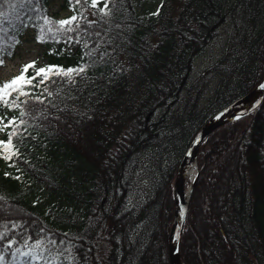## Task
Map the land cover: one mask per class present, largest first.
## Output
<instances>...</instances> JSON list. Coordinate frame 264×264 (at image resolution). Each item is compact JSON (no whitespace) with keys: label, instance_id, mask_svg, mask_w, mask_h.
<instances>
[{"label":"trees","instance_id":"16d2710c","mask_svg":"<svg viewBox=\"0 0 264 264\" xmlns=\"http://www.w3.org/2000/svg\"><path fill=\"white\" fill-rule=\"evenodd\" d=\"M50 1L39 0L45 11L25 6L0 17V49L13 52L4 59L28 28L36 41L43 28L47 38L37 42L46 61L37 66L84 69L43 84L36 77L27 96L8 97L16 107L0 102V117H17L21 153L14 163L0 157L3 264L26 250L35 264H168L172 188L187 145L207 118L264 78V0H115L103 21L82 3L75 12L84 18L71 31L51 33L40 17L74 9L63 0L70 13L58 18ZM221 27V49L195 73ZM197 163L183 261L264 264V102L214 129Z\"/></svg>","mask_w":264,"mask_h":264},{"label":"snow or ice","instance_id":"6c2138e0","mask_svg":"<svg viewBox=\"0 0 264 264\" xmlns=\"http://www.w3.org/2000/svg\"><path fill=\"white\" fill-rule=\"evenodd\" d=\"M115 2V0H70L69 6L73 7L74 14L62 18V19H53L46 14L40 17L44 21V25L47 26L48 32H58L60 30L64 31H71L72 25L74 22L77 21V18L83 19L82 12L76 13L75 7L78 5H81L82 3L85 5H88L93 10L98 11L102 15L100 16V19L103 21L105 18H110L113 15V8L112 4ZM25 6H31L34 10L38 11H45L44 8L41 7L39 0H0V17H7L8 15H11L12 12H14L17 9L24 8ZM160 11L159 8H157L156 13L158 14ZM89 23H94L92 21H89ZM53 25H58L59 27H53ZM99 35V34H97ZM47 37L44 35V29L41 28V34L36 36L37 41H44ZM19 41H15V44H18ZM14 47V46H13ZM13 54L12 51H5L3 49H0V65L4 63V55L11 56ZM31 69V73L29 70ZM84 69L81 68H64L59 65H42L37 66L36 60H30L26 64H23L21 66V71L19 74L13 76L9 80H5L3 82H0V102H3V104L7 107H16V104H12L9 102L8 97H10L13 93H17L20 95L27 96L29 89L26 86H35L36 84V77H40V84H43L45 80H49L50 76L55 73L57 76H64L68 79L72 78V74L80 71L82 72ZM261 87H264V84L261 85ZM51 94V93H49ZM35 100L42 101L44 98L43 96H35ZM26 103V101H25ZM17 120V117L12 116L11 118L4 120L3 117H0V132H5L6 138L0 139V157H3L6 160L12 161L14 163L13 157H20L21 153L16 147V145L13 143V138L18 134L17 133V125L15 121ZM5 175H9V173L5 172ZM19 178V177H17ZM15 226V225H14ZM0 236H2V233H0ZM13 241L11 239L8 240V244L11 245ZM40 243L39 241L37 242ZM36 255L33 254V259H36ZM0 264H3V256L0 254Z\"/></svg>","mask_w":264,"mask_h":264},{"label":"water","instance_id":"95a60500","mask_svg":"<svg viewBox=\"0 0 264 264\" xmlns=\"http://www.w3.org/2000/svg\"><path fill=\"white\" fill-rule=\"evenodd\" d=\"M264 78L250 91L219 109L203 123L185 149L174 178V214L167 237L168 264H185L180 254V240L185 224L189 197L199 172L197 155L209 134L224 124L240 119L255 111L264 102ZM196 162L197 173L185 196V181L189 167Z\"/></svg>","mask_w":264,"mask_h":264},{"label":"rangeland","instance_id":"374dc122","mask_svg":"<svg viewBox=\"0 0 264 264\" xmlns=\"http://www.w3.org/2000/svg\"><path fill=\"white\" fill-rule=\"evenodd\" d=\"M49 12L55 14L58 18H61V17L68 15L70 13V9L63 8V0H51L50 4H49ZM225 33H226V28L221 27V29H219V34H218L217 38L215 39V41H213V44L211 45V47H209L207 51L202 53L197 58V60L195 61V70H194L195 73L203 70L206 66L211 64V62L217 56V51H219V49H221L220 44L224 40L223 38H224ZM33 35H34V32H33L32 28H28L25 31V33L22 36L20 45L18 46V48L16 50V55L14 56V58L12 60H6L4 65L0 67V80L6 79L10 74L18 72L20 70L22 63H24L25 61L36 59L39 64L45 63L46 59L44 57V48L34 39ZM263 61H264V58H263ZM207 120H208V118L205 121H207ZM228 153H230V154H228ZM228 153L227 154L230 157L231 156L230 149H229ZM235 158L237 160L238 155H235L232 157V159H235ZM225 159H226V156H225ZM229 160H230V158H229ZM211 175H215L214 178H212V180H214L216 177V169L215 168H212V174ZM141 182L145 185L146 179L143 178L141 180ZM210 182H214V181H210V179H207V183H205V186L209 185V187H210V184H211ZM218 189H220V188L218 187ZM216 194H217V197H219V195H221V192H218ZM172 195L174 198L175 197L174 189L172 191ZM202 210H203V213L206 215V218H207L206 219L204 217V219L208 220L210 227H212V224H211L212 215L209 212L210 211L209 208L207 206H204V207H202ZM163 213L164 212L161 211V214H163ZM211 232H212V229L210 228L208 231L210 236H212ZM194 237L195 236L193 234L192 238L194 239ZM209 249H210V245L205 247L206 251H209ZM37 260H38V258L33 259V254L29 250H26L20 254L18 260L14 264H34Z\"/></svg>","mask_w":264,"mask_h":264},{"label":"bare ground","instance_id":"6f19581e","mask_svg":"<svg viewBox=\"0 0 264 264\" xmlns=\"http://www.w3.org/2000/svg\"><path fill=\"white\" fill-rule=\"evenodd\" d=\"M196 173H197V165H196V162H192V164L189 167L188 173L186 175V181H185V196L187 195V192H188V189L190 187V184L195 179ZM180 242H181V240H180Z\"/></svg>","mask_w":264,"mask_h":264}]
</instances>
